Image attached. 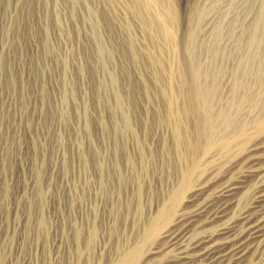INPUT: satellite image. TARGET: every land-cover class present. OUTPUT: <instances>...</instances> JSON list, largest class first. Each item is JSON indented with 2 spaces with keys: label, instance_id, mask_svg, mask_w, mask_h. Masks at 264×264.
<instances>
[{
  "label": "bare ground",
  "instance_id": "1",
  "mask_svg": "<svg viewBox=\"0 0 264 264\" xmlns=\"http://www.w3.org/2000/svg\"><path fill=\"white\" fill-rule=\"evenodd\" d=\"M127 1L148 36L162 43L175 57L177 66L171 73V83L159 86L157 95L145 89L153 108L146 111L141 124L131 116L134 98L120 91L116 74L106 69L105 104L109 112L102 114L100 119L101 144L94 145L90 128L86 131L87 142L78 140L85 188L99 186L114 200L110 206L103 205L108 211L103 217V223L107 224L106 234L117 235L123 225L135 230L133 242L118 246L117 254L107 264H146L164 242L174 251L167 264H255L256 259L264 255V0H239L241 4L237 0ZM89 2L72 0V15L77 5ZM187 3L192 7L183 15L181 8ZM48 4L49 0H43L45 7ZM56 15L57 23L63 24L62 15ZM251 15L253 18L247 23ZM180 16H189L190 22L183 41L178 38ZM212 16H219L210 28V35L215 34L217 44H211L215 47L211 51L207 49V58L202 62L199 55L197 58L200 49L203 53L197 43L199 32L202 24L204 29L212 22ZM227 16H244L245 19L235 49L228 54L226 45L224 48L221 44L222 38L229 35L226 25L224 27ZM48 17L44 16L47 30ZM86 20L97 44L98 59L106 67L103 56L108 54L113 59L114 51L105 45L101 36L102 14L93 9ZM235 22L237 20L229 21L231 25ZM232 27L234 31L235 25ZM246 28L250 30L249 37ZM5 31L8 33L9 29ZM129 45L132 54L139 56V48L132 38ZM217 56L224 59L217 63ZM228 59L233 62L229 70ZM152 61L159 63L163 59L156 55ZM81 72L85 73L84 67ZM62 73L64 94L59 115L65 123L69 120L71 101L78 103L80 98L73 85L69 87L72 82L68 76V60L63 62ZM41 74L42 87L46 88L44 69ZM227 75L230 88L225 92L223 81ZM160 80L161 74L157 76L158 83ZM254 80L256 83L251 82ZM102 84L103 81L100 86ZM84 107V111L79 110V118L87 125V103ZM254 126L261 132L255 144L248 148L249 154L257 152L249 157L250 168L242 169L206 195L217 182L214 174L224 161L223 157L231 158L234 156L231 154L238 151L240 155L247 153L244 140L249 127ZM60 140H64L63 134ZM64 163H67L66 156ZM44 164L45 158H42L36 171V198L41 210L46 197ZM66 168L68 170L69 166ZM249 184L254 187V194L237 215L231 216L238 198ZM76 186L72 181L71 213L78 193L75 195ZM4 188L5 199L7 180ZM34 207L30 199V217ZM96 212L87 222V237L70 214L69 225L76 241V249L69 256L70 264H81L84 255L94 254L93 246L104 228ZM214 225L216 227L212 228ZM38 226L43 231L47 227L43 211ZM83 240L85 244L81 245ZM4 259L5 256H1L0 262Z\"/></svg>",
  "mask_w": 264,
  "mask_h": 264
},
{
  "label": "rangeland",
  "instance_id": "2",
  "mask_svg": "<svg viewBox=\"0 0 264 264\" xmlns=\"http://www.w3.org/2000/svg\"><path fill=\"white\" fill-rule=\"evenodd\" d=\"M10 1L0 0V260L1 256H5L0 264H70V253L76 249V241L69 225L70 214L87 237V222L95 217V211L97 210L96 217L103 223V217L108 212L103 205L106 203L110 206L114 201L110 193H103L99 186L94 185L90 190L85 188L77 148L78 140L87 142L88 128L92 130L94 145L97 147L101 144L100 119L102 114L109 112L108 104H105L107 94L104 84H108L105 70L113 71L120 91L134 98L131 116L136 123L141 124L146 111L153 108L145 89L157 95L159 86L165 87L171 83V73L177 62L158 39L148 36L127 0H88L89 3L76 6L74 16L72 0H49L48 7L43 5V0ZM191 7V3L186 6L183 4L181 13L185 15ZM93 9H98L102 14L101 36L105 45L114 51L113 59L108 54L103 56L106 67L98 59L97 44L86 20ZM56 13L62 15L63 24L57 23ZM44 16H49L48 30L44 24ZM188 17L180 16L178 38L181 41L190 28H187L190 26ZM218 17H210L212 22L204 29L202 24L199 32L197 43L203 53L200 49L197 58L200 56L198 59L202 62L207 58V52L217 44L214 42L215 34L210 35V28ZM252 18L251 15L247 23ZM230 20L237 22L231 25ZM243 22L245 24L244 16H227L224 27L226 25L228 30L225 31L229 35L225 34L221 40L222 46L227 47L226 53L234 51L235 41L243 30ZM229 26H233L234 31ZM6 29H9L8 33ZM249 31L246 28L247 37ZM131 38L139 48V56L131 52ZM156 55L162 56L163 61L154 63L152 58ZM223 59L222 56H217L216 61ZM64 60L69 62L68 76L72 82L69 87L73 85L80 98L78 103L71 101L69 120L65 123L59 115L64 94ZM231 61L229 60L227 69L232 66ZM81 67H84L85 73L81 72ZM42 69L45 71L46 88L42 87ZM160 74L161 80L158 83L157 76ZM227 76L223 81L225 92L230 88V77ZM101 81L103 84L100 86ZM251 82L256 83V80ZM85 103L89 121L87 125L79 118V110H85ZM260 132V128L256 126L249 127L244 140L247 153L240 155L238 151L232 153L231 156H234L231 158L223 157L224 161L218 165L214 174L217 182L206 195L214 192L219 184L232 179L242 169L250 168L249 157L257 152L249 154L248 148L255 144ZM61 134L64 135L62 142ZM65 156L67 163H64ZM42 158H45L42 174L46 196L43 210L38 208L36 198V171ZM66 166H69L68 170ZM5 180L8 183V195L4 199ZM72 181L77 183L75 195L78 193L71 213ZM254 191L252 184H249L238 198L231 216L241 211ZM30 199L35 204L31 217ZM42 211L47 219L44 231L38 226ZM145 212L146 209L143 214ZM102 226L104 228H101L100 236L95 241V247L93 246L94 254L92 252L89 257L84 255L81 264H107L117 254L118 246L129 245L134 240L135 230L129 226L123 225L115 236L106 234L107 224L103 223ZM118 239L121 243H118ZM84 244L83 240L81 245ZM173 253L168 248V243L164 242L154 258L146 264H167ZM255 262L263 264L264 255Z\"/></svg>",
  "mask_w": 264,
  "mask_h": 264
}]
</instances>
